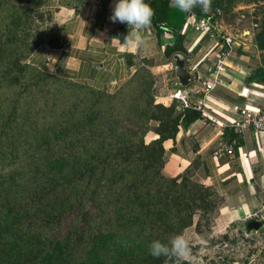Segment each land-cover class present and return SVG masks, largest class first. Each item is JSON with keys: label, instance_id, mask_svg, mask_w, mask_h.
I'll use <instances>...</instances> for the list:
<instances>
[{"label": "trees", "instance_id": "obj_1", "mask_svg": "<svg viewBox=\"0 0 264 264\" xmlns=\"http://www.w3.org/2000/svg\"><path fill=\"white\" fill-rule=\"evenodd\" d=\"M33 1L0 0V27L12 25L13 34L9 47L0 49V264L176 262L153 257L150 243L179 234L192 223L195 207L209 209L217 197L211 187L191 181L198 161L174 177L163 172L167 142L200 113L176 110L175 99L167 107L155 104L154 80L145 68L110 94L31 64L42 32L38 25V40L27 50L18 33ZM146 2L157 36L174 39L167 57L186 58L182 29L188 16L208 18L219 10L213 19L227 20L240 3L258 6L263 15L252 42L264 53V0H212L207 14L199 7L182 13L170 0ZM251 84L264 85V57L246 81ZM170 88L181 89L175 75ZM129 114L133 132L123 128ZM244 229L251 231L247 223Z\"/></svg>", "mask_w": 264, "mask_h": 264}, {"label": "crops", "instance_id": "obj_2", "mask_svg": "<svg viewBox=\"0 0 264 264\" xmlns=\"http://www.w3.org/2000/svg\"><path fill=\"white\" fill-rule=\"evenodd\" d=\"M114 3L115 0H40L35 18L42 39L29 61L49 75L82 82L110 94L145 68L155 77V101L171 105L172 93L183 90L170 88L175 54L167 57L164 51L173 45V37H158L150 26L144 32L145 47L124 48L121 43L129 29L126 24L110 20ZM190 17L186 18L182 32L186 53L190 51L193 56L192 62L185 61L191 75L192 64L201 65L204 59L210 64L213 55L204 57L210 43L189 26ZM219 25L221 33L230 35L224 22ZM252 37L249 32V37L235 40L238 48L230 51L224 85L217 86L205 99L208 111L221 124L212 125L200 118L182 130L174 141L167 142L164 172L174 177L198 161L203 183L222 202L215 221L219 231L256 221L262 226L251 229L249 234L264 237V134L256 136L251 130L238 132L231 126L238 119L239 110L248 101L259 102L263 93L260 85H246L264 57V53L254 50ZM234 135L236 139H232ZM221 142L234 146L233 156L216 160L212 151ZM258 264H264V258Z\"/></svg>", "mask_w": 264, "mask_h": 264}, {"label": "rangeland", "instance_id": "obj_3", "mask_svg": "<svg viewBox=\"0 0 264 264\" xmlns=\"http://www.w3.org/2000/svg\"><path fill=\"white\" fill-rule=\"evenodd\" d=\"M20 5H24L25 0H19ZM37 8V1H33L29 6V19L26 21L21 32L19 31L21 45L28 49V45H35L34 39L38 40L37 34L39 33L38 22L35 18V12ZM221 14V12H220ZM220 16V15H219ZM262 14L259 13V7L254 4H238L234 10L228 15V19L217 18L218 22H224L228 29H230V35L237 34L236 40L249 37L257 30L255 21H259L262 18ZM8 21H12L11 18ZM8 23V22H7ZM0 27V49L8 48V42L13 37L11 33L12 25L7 28ZM154 75L149 74L148 80H153ZM78 84L82 82L75 81ZM151 88L154 91L153 85ZM74 89H79L75 87ZM83 89V88H81ZM139 100H135L133 105ZM155 101V98H154ZM155 104H160L155 101ZM163 105V104H162ZM164 106V105H163ZM167 107V106H166ZM132 114L126 119L123 128L129 129L133 132ZM135 121V120H134ZM143 121V120H142ZM140 121V122H142ZM155 125V123H152ZM122 129V126H121ZM164 172V170H163ZM164 174L168 177L165 172ZM191 175V181L195 184L203 183V173L198 168H191L189 171ZM207 187V186H206ZM209 200L211 198L209 196ZM221 200L218 196L213 199L211 208L206 209L201 204L194 208L192 223L186 226L177 233L184 234L190 241L191 255L187 260H177L176 262L167 261L165 264H258L262 258H264V237L260 235L249 234L243 226L229 227L226 231H219L215 221L219 208L221 207Z\"/></svg>", "mask_w": 264, "mask_h": 264}, {"label": "built area", "instance_id": "obj_4", "mask_svg": "<svg viewBox=\"0 0 264 264\" xmlns=\"http://www.w3.org/2000/svg\"><path fill=\"white\" fill-rule=\"evenodd\" d=\"M215 15H220L217 10L208 18L196 19L193 15L190 17L189 26L197 30L202 37L210 43V47L204 57L213 55V60L208 64L204 59L199 65L192 64L190 67L192 82L187 88H182L181 92H175L173 99H179L183 107H191L198 111L201 118L208 121L212 125L221 124L217 117L213 116L209 111L205 99L211 95V92L217 86L224 85L226 64L230 51L236 43L235 36L219 33V22ZM186 62H192L193 56L190 51L187 52ZM263 90L259 102L248 101L238 113V119L231 123V126L238 132L251 130L254 135L264 134V85H260ZM181 88V87H180ZM181 90V89H180ZM234 146L219 143L212 151V157L216 160L233 156Z\"/></svg>", "mask_w": 264, "mask_h": 264}, {"label": "clouds", "instance_id": "obj_5", "mask_svg": "<svg viewBox=\"0 0 264 264\" xmlns=\"http://www.w3.org/2000/svg\"><path fill=\"white\" fill-rule=\"evenodd\" d=\"M212 0H170V6L186 14H192L197 7L207 14L211 10ZM155 15L146 0H115L110 20L113 23L126 24L129 31L121 45L129 50H139L146 46L144 32L152 24ZM153 257H174L187 260L191 255L190 241L184 234H173L166 242L153 240L149 245Z\"/></svg>", "mask_w": 264, "mask_h": 264}, {"label": "water", "instance_id": "obj_6", "mask_svg": "<svg viewBox=\"0 0 264 264\" xmlns=\"http://www.w3.org/2000/svg\"><path fill=\"white\" fill-rule=\"evenodd\" d=\"M219 33L222 32V27L219 25L218 27ZM173 62V69H174V75L180 85L181 88H187L191 85L192 82V76L188 72L186 65H185V58L181 54H175L172 58ZM176 104V110L181 109L183 107L182 102L177 99L175 101ZM262 226L261 222L252 221L250 224H248V227L253 230H258Z\"/></svg>", "mask_w": 264, "mask_h": 264}]
</instances>
